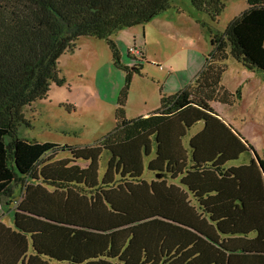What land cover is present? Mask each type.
I'll use <instances>...</instances> for the list:
<instances>
[{
    "label": "trees",
    "instance_id": "trees-1",
    "mask_svg": "<svg viewBox=\"0 0 264 264\" xmlns=\"http://www.w3.org/2000/svg\"><path fill=\"white\" fill-rule=\"evenodd\" d=\"M245 1L223 33L197 20L212 50L192 84L127 120L123 68L114 129L71 148L19 137L24 109L63 83L60 56L92 37L119 67L111 36L172 0H0V264H264V159L211 106L240 98L221 84L228 58L264 72V0ZM224 2L190 0L212 22Z\"/></svg>",
    "mask_w": 264,
    "mask_h": 264
},
{
    "label": "rangeland",
    "instance_id": "rangeland-1",
    "mask_svg": "<svg viewBox=\"0 0 264 264\" xmlns=\"http://www.w3.org/2000/svg\"><path fill=\"white\" fill-rule=\"evenodd\" d=\"M224 3L223 13L212 22L204 13L196 11L190 0H172L171 8L158 18L118 31L110 39L119 52V67L113 64L105 40L79 38L73 52H66L58 59L61 86L51 84L44 99L36 101L31 109H24L29 126L20 128L19 137L60 147L97 145L115 127L119 98L126 86L127 72L123 68L130 73L123 97V119L131 120L153 112L151 110L159 104L160 89L163 87L161 95L174 94L165 93L164 88L171 91L175 77L182 83L180 86L190 82L212 50L209 35L197 20L208 24L212 33H223L226 26L247 9L245 0H225ZM181 10L184 14L180 16L174 13ZM225 63L228 71L221 82L225 88L235 91L244 79H249V91H254L256 80L263 79L237 65L232 58ZM169 76L172 78L167 79ZM215 108L249 140L260 159H264L263 90L259 97L244 96L241 103L233 107L217 104ZM200 126L191 130L195 132ZM67 157L69 153L64 150L59 151L56 159ZM104 164L103 158L100 172Z\"/></svg>",
    "mask_w": 264,
    "mask_h": 264
},
{
    "label": "crops",
    "instance_id": "crops-1",
    "mask_svg": "<svg viewBox=\"0 0 264 264\" xmlns=\"http://www.w3.org/2000/svg\"><path fill=\"white\" fill-rule=\"evenodd\" d=\"M176 15H181V14H184V11L183 10H181L180 12L179 11H175L174 12ZM158 18V17H157ZM237 65H239V66H241L240 64H238V63H236ZM242 67V66H241ZM203 68V66H201L200 68H199V70H196L197 72L194 74V75H192L191 76V81L190 82H188V83H186V84H183L182 86H180L182 83H180L179 81H178V79L175 77V83H174V88L171 90V91H167V90H165V88H164V91H165V93H174V94H176V93H178L179 91H181V90H183L184 88H186L188 85H190V84H192V82H193V80H194V78L197 76V74L201 71V69ZM228 71V66H226V70H225V72L223 73V75H222V78H223V76H224V74L226 73ZM249 72H251V71H249ZM251 73H254V74H257V75H260V76H262L263 77V79H258V80H256V89L253 91L252 89H251V91H249L250 90V85H251V81L249 80V79H244L242 82H241V84H239L237 87V89H239L240 90V98L238 99V100H236V101H234L232 104H222V103H219V102H212V104H211V106H212V108L215 110V112L218 114V117H219V119L221 120V121H223V123H225V125H227V126H229L230 128H232L235 132H237L238 134H240L241 135V137L243 138V141H245V142H247L250 146H252L254 149H255V147L253 146V145H251L250 144V142H249V140L248 139H246V137L244 136V135H242L239 131H237V130H235L234 129V126H232V124H230L229 122H227V120H225V118H223L222 116H221V114H220V112H218V110L215 108L216 107V105L217 104H221V105H223V106H225V107H233L236 103H241V100L243 99V97L244 96H247V95H249V96H256V97H259L260 96V93L262 92V90H263V92H264V72H258V73H256V72H251ZM170 76H172L171 74H170ZM168 77L167 79H170V78H172V77ZM248 78V77H247ZM221 82H222V79H221ZM223 85V84H222ZM223 87L225 88V86L223 85ZM242 88H245L244 89V95L242 96ZM246 88H248V91H247V89ZM162 89H163V87L160 89V92H159V100H160V96H161V93L163 92L162 91ZM226 90H228L229 92H234L233 91V89H230V88H225ZM236 89V90H237ZM235 90V91H236ZM163 95H166V94H163ZM173 95V94H172ZM159 100H158V102H159ZM159 108V104H158V106H156L155 108H153L151 111H153V112H155L157 109ZM153 112H149V113H147V114H143V116H139V117H148L149 115H151ZM261 114H263V112H261ZM195 132H198V130L197 131H195ZM195 132H193L192 134H194ZM255 160H256V158H255ZM244 161H246V160H244ZM247 161H249V160H247ZM8 214H9V212H7V211H4V212H2V213H0V222H2L3 224H5L6 226H9V224H8Z\"/></svg>",
    "mask_w": 264,
    "mask_h": 264
}]
</instances>
